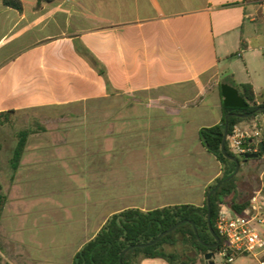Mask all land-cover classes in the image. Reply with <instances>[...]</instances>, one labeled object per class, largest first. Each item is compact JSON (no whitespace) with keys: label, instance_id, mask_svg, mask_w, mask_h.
Here are the masks:
<instances>
[{"label":"crops","instance_id":"crops-1","mask_svg":"<svg viewBox=\"0 0 264 264\" xmlns=\"http://www.w3.org/2000/svg\"><path fill=\"white\" fill-rule=\"evenodd\" d=\"M3 1L0 113L34 118L16 171V136L0 143V220L77 252L125 209L202 206L221 167L198 131L220 123L221 85L264 95L246 60L264 52V0Z\"/></svg>","mask_w":264,"mask_h":264},{"label":"trees","instance_id":"trees-1","mask_svg":"<svg viewBox=\"0 0 264 264\" xmlns=\"http://www.w3.org/2000/svg\"><path fill=\"white\" fill-rule=\"evenodd\" d=\"M3 5L17 11L22 10L21 3L18 0H4ZM244 48L243 46H241ZM233 86L239 91V95L248 103L246 109H232L221 107L220 123L201 128L198 131L199 141L204 149L215 158L221 167V176L205 190V201L202 206L189 204L172 205L153 210L142 211L137 208H128L107 219L99 232L88 240L73 256L71 264H120V254L131 246L146 245L152 243L161 233L167 231L175 224L184 221L169 234L164 235L155 244L147 247H134L125 252L121 257V264H138L143 260H162L167 264H188L192 260L183 261L174 253H168L165 246H174L178 239L192 248L198 255L204 258L208 252L215 255L225 245V241L218 235L216 221L225 206L226 200L232 196L236 189L237 177L223 183L210 197V217L211 225L215 234L220 239L219 247L209 249L207 245L214 244L207 225V204L206 197L215 185L223 179L231 176L235 170V163L227 159L221 152V144L225 124H227L228 133L234 125H237L246 119L239 115H249V117L264 108V95H255V92L249 84H235ZM259 102V103H258ZM14 113L8 111L0 113V123L8 121V116ZM248 117V118H249ZM3 118V121L1 119ZM30 130H21L16 134V144L12 151L10 159V168L16 171L19 167L21 158L26 148ZM225 152L229 156L235 157L228 149L225 143ZM247 162V160H240ZM6 196L0 194V219L3 208L6 204ZM250 205V201L242 203L232 202L230 209L237 214H242ZM194 229L197 233L195 235Z\"/></svg>","mask_w":264,"mask_h":264},{"label":"rangeland","instance_id":"rangeland-1","mask_svg":"<svg viewBox=\"0 0 264 264\" xmlns=\"http://www.w3.org/2000/svg\"><path fill=\"white\" fill-rule=\"evenodd\" d=\"M251 47V45H249ZM242 55L244 53L242 52ZM247 63L250 73L256 74V78L260 80V86L264 87V52H255L248 50ZM233 61V68L243 71V62L237 57L230 58ZM48 112H40V115H36L37 118H44L48 116ZM34 118V113H12L8 116V121H1L0 123V143L10 144V140L14 139V136L21 130L28 129L30 120ZM242 160V158H239ZM237 189L235 193L230 196L225 203L227 208H230V204L235 202L237 204L244 201H250V199L258 192L264 196V161L260 159H250L247 162H241V167L236 175ZM153 207H148L152 209ZM2 216V215H1ZM28 217V215H27ZM24 225L22 230H19L18 226ZM28 220L25 223H17L7 221L5 218L0 220V264H70L73 252H76L74 247L67 245V239L51 237L48 235V229H44V232H34L39 234L38 237H33L30 233ZM18 234L20 237H18ZM89 239H86L88 241ZM85 241V242H86ZM84 242V243H85ZM166 252L174 253L183 261H188V264H206L203 257L198 255L192 248L186 246L179 238L174 246L165 247ZM75 250V251H74ZM215 264H227L225 259H221L215 255L213 258ZM167 264L162 260H139L138 264ZM231 264H264V254L254 258L252 256H238Z\"/></svg>","mask_w":264,"mask_h":264},{"label":"built area","instance_id":"built-area-1","mask_svg":"<svg viewBox=\"0 0 264 264\" xmlns=\"http://www.w3.org/2000/svg\"><path fill=\"white\" fill-rule=\"evenodd\" d=\"M228 149L236 158L245 160L246 156H257L264 161V112L258 111L245 121L234 125L227 134ZM264 209V196L258 192L250 199V205L242 214L234 213L225 207L216 221L218 235L225 245L216 254L227 264L238 256H252L264 248V238L258 226L264 225L261 218Z\"/></svg>","mask_w":264,"mask_h":264},{"label":"water","instance_id":"water-1","mask_svg":"<svg viewBox=\"0 0 264 264\" xmlns=\"http://www.w3.org/2000/svg\"><path fill=\"white\" fill-rule=\"evenodd\" d=\"M221 90V96H222V104L224 107L226 108H232V109H246L248 106V103L239 95V92L236 88L229 86L227 84H222L220 87ZM258 111L264 112V108H260ZM240 118L246 119L249 117V115H239ZM227 124H225L224 127V133H223V138H222V144H221V152L222 154L229 160L233 161L235 163V170L233 172V174L231 176H229L226 179L221 180L220 182H218L215 187L210 191L209 195H207L206 197V204H207V225H208V229L209 232L211 234V236L214 239V244L212 245H207V247L209 249H215L217 247H219L220 245V239L219 237L215 234V232L212 229V225H211V217H210V197L211 195L223 184L226 183L228 181H230L233 177H235L240 169V162L236 157L233 156H229L226 154L225 152V142H226V138H227ZM257 156L252 155V156H246L245 160H250V159H256ZM184 221L179 222L177 224H175L173 227H171L170 229H168L167 231L161 233L152 243L146 244V245H138V246H131L128 249L124 250L119 257L120 260V264H121V257L122 255L127 252L130 249H133L134 247H147V246H151L153 244H155L158 240H160L164 235L169 234L170 232H172L173 230H175L178 226H180L181 224H183ZM195 235L197 236V233L194 229ZM215 257V254L213 252H208L205 256L204 259L206 261V264H215L213 258Z\"/></svg>","mask_w":264,"mask_h":264}]
</instances>
